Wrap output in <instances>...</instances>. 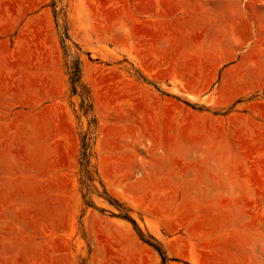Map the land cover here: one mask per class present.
Listing matches in <instances>:
<instances>
[{
	"label": "rangeland",
	"instance_id": "1",
	"mask_svg": "<svg viewBox=\"0 0 264 264\" xmlns=\"http://www.w3.org/2000/svg\"><path fill=\"white\" fill-rule=\"evenodd\" d=\"M137 2L0 0V264H264V40Z\"/></svg>",
	"mask_w": 264,
	"mask_h": 264
},
{
	"label": "crops",
	"instance_id": "2",
	"mask_svg": "<svg viewBox=\"0 0 264 264\" xmlns=\"http://www.w3.org/2000/svg\"><path fill=\"white\" fill-rule=\"evenodd\" d=\"M137 7L141 14L150 12L159 26L168 27L170 23L204 24L210 31L205 42L209 47H237L243 44L239 36L253 30L256 38L252 46L264 40V6L261 0H139ZM221 61L208 60L204 64L206 68L211 65L209 68L219 70ZM197 91L187 90L184 93L192 95ZM238 263L243 264V258Z\"/></svg>",
	"mask_w": 264,
	"mask_h": 264
},
{
	"label": "trees",
	"instance_id": "3",
	"mask_svg": "<svg viewBox=\"0 0 264 264\" xmlns=\"http://www.w3.org/2000/svg\"><path fill=\"white\" fill-rule=\"evenodd\" d=\"M129 219L135 224V221L132 218L129 217ZM158 249H159V251L161 253L163 261H165L166 260V255H165L164 251L161 250L160 248H158Z\"/></svg>",
	"mask_w": 264,
	"mask_h": 264
}]
</instances>
